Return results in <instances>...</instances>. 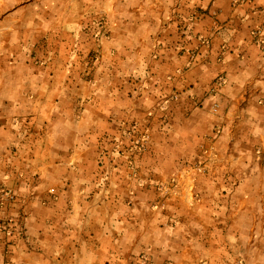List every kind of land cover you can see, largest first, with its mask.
<instances>
[{"label":"crops","instance_id":"crops-1","mask_svg":"<svg viewBox=\"0 0 264 264\" xmlns=\"http://www.w3.org/2000/svg\"><path fill=\"white\" fill-rule=\"evenodd\" d=\"M258 146L264 0H0V264H264Z\"/></svg>","mask_w":264,"mask_h":264},{"label":"built area","instance_id":"built-area-1","mask_svg":"<svg viewBox=\"0 0 264 264\" xmlns=\"http://www.w3.org/2000/svg\"><path fill=\"white\" fill-rule=\"evenodd\" d=\"M218 108V104H214V109L216 110ZM136 148L140 146V144L135 145ZM256 155L259 159V161L264 164V147L258 146L256 147ZM197 168L201 167V164L198 163ZM16 198L15 192L10 190L9 188H0V203L6 202V201H13Z\"/></svg>","mask_w":264,"mask_h":264},{"label":"rangeland","instance_id":"rangeland-1","mask_svg":"<svg viewBox=\"0 0 264 264\" xmlns=\"http://www.w3.org/2000/svg\"><path fill=\"white\" fill-rule=\"evenodd\" d=\"M104 19L102 18L99 22L98 25L100 24L101 21H103ZM101 36H106V33H102Z\"/></svg>","mask_w":264,"mask_h":264}]
</instances>
